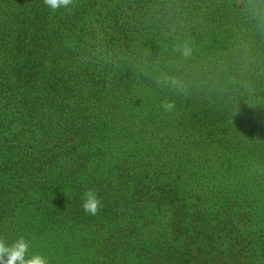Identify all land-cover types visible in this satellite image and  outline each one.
Masks as SVG:
<instances>
[{"label": "trees", "instance_id": "1", "mask_svg": "<svg viewBox=\"0 0 264 264\" xmlns=\"http://www.w3.org/2000/svg\"><path fill=\"white\" fill-rule=\"evenodd\" d=\"M258 15L264 0H0V238L49 264H264Z\"/></svg>", "mask_w": 264, "mask_h": 264}, {"label": "clouds", "instance_id": "2", "mask_svg": "<svg viewBox=\"0 0 264 264\" xmlns=\"http://www.w3.org/2000/svg\"><path fill=\"white\" fill-rule=\"evenodd\" d=\"M43 4L52 11H57L61 8H75L77 0H43ZM261 25H264V16H257ZM177 51L187 58L191 55L192 49L185 44L182 48H177ZM161 107L165 112H170L175 107L174 101L164 100ZM82 207L86 214L95 216L102 208V201L97 193L89 189L82 195ZM30 241L26 240L23 235H20L12 243L6 242L0 238V264H49V260L35 252L30 251Z\"/></svg>", "mask_w": 264, "mask_h": 264}]
</instances>
